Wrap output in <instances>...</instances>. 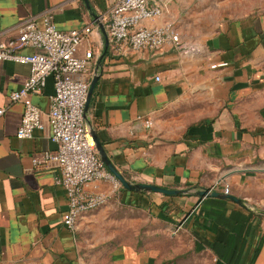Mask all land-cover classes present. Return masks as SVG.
I'll return each mask as SVG.
<instances>
[{
	"label": "crops",
	"instance_id": "0c3cea01",
	"mask_svg": "<svg viewBox=\"0 0 264 264\" xmlns=\"http://www.w3.org/2000/svg\"><path fill=\"white\" fill-rule=\"evenodd\" d=\"M114 1L0 0V38L16 36L28 18L42 27L46 14L62 30L89 25L78 54L92 50L97 78L84 119L124 177L168 188L227 187L264 210V0H163L162 13L144 23H170L193 47L186 52L169 43L118 49L100 19ZM226 1L232 9L224 10ZM241 4L250 7L235 8ZM28 74L27 63L0 60V264H264V213L226 196L121 183L112 191L109 181L95 180L83 189L112 191L108 201L67 228L59 169L31 161L55 149L49 125L16 135L24 103L9 93ZM52 92L49 75L28 99L46 112ZM117 211L128 213L119 218L130 234L95 241L105 243V259L83 251L80 231ZM139 214L149 221L141 234Z\"/></svg>",
	"mask_w": 264,
	"mask_h": 264
},
{
	"label": "built area",
	"instance_id": "2783aa9c",
	"mask_svg": "<svg viewBox=\"0 0 264 264\" xmlns=\"http://www.w3.org/2000/svg\"><path fill=\"white\" fill-rule=\"evenodd\" d=\"M162 11L163 0H115L100 19L108 38L118 49L156 50L169 43L182 52L191 50L193 47L180 40L170 23H144ZM91 29L88 25L62 30L51 15L46 14L42 27L37 26L34 18H28L18 27L16 36L0 38V60L29 65L28 77L21 88L9 93L12 102L24 103L16 135L30 137L34 128H42L45 122L49 125L50 138L56 147L33 155L31 161L34 167L59 169L56 181L64 187L68 200L63 223L71 230L77 228L83 214L105 204L120 184L101 160L84 119V105L94 74L90 68L93 53L88 49L79 55L78 46ZM25 46L33 50L21 52ZM49 75L53 79V92L49 96L48 110L43 112L28 95L40 92ZM3 112L4 107H0V115ZM144 123L148 126L150 120ZM95 180L109 181L112 191L87 192L83 189L85 183ZM227 191L225 187L224 192Z\"/></svg>",
	"mask_w": 264,
	"mask_h": 264
},
{
	"label": "water",
	"instance_id": "95a60500",
	"mask_svg": "<svg viewBox=\"0 0 264 264\" xmlns=\"http://www.w3.org/2000/svg\"><path fill=\"white\" fill-rule=\"evenodd\" d=\"M96 78H97L96 76H93L91 81H90L88 92H87V97H86V101H85V105H84V111L88 107L89 97H90V94L92 92ZM89 131H90V135L93 139L94 145H95V147L99 153V156H100L101 160L103 161L104 165L107 167V169L109 171L112 172V174L118 179V181L121 183V185L124 188L130 189V190H148V191L152 190V191H158V192H161L164 194H178V193L193 192L199 196H206V195L226 196V197L230 198L231 200L241 204L242 206H244V207H246L252 211L264 213L263 209H260V208L254 207V206H249L239 196H236V195L231 194V193L220 192L218 190H211L210 188H207V187L197 188L194 190H192L190 188H168V187H165V186H162L159 184H154V183H149V182H136V181H131L129 179H126L124 177V175L114 166V164L108 158L106 151L102 147V144L99 141L98 137L96 136L94 130L90 129Z\"/></svg>",
	"mask_w": 264,
	"mask_h": 264
},
{
	"label": "rangeland",
	"instance_id": "374dc122",
	"mask_svg": "<svg viewBox=\"0 0 264 264\" xmlns=\"http://www.w3.org/2000/svg\"><path fill=\"white\" fill-rule=\"evenodd\" d=\"M222 7L224 10H228V8L232 9V5H229L228 2L226 1ZM259 5H257L258 7ZM250 6L247 4L244 6V4L241 5H235L236 9H243V8H249ZM104 205V204H103ZM102 206V205H101ZM101 206L93 209L90 211V213L94 212L96 209L100 208ZM89 213V212H88ZM89 213V214H90ZM88 215V214H87ZM125 216L128 215L126 212H122L121 214L119 211L117 212H112L109 213L105 216V218L101 219L100 221H96V225L93 226V228H88V225L84 227L83 230L80 231L81 235V243L83 246V251H86L88 249H93L91 250L92 253L101 251L103 253V259H105L106 255L105 252L103 251V248L106 247L105 243H100V244H95V241L97 240H105L104 242H108L107 238H113L117 235L122 236L126 235V233L129 235L130 234V228L131 225L127 224L126 222L122 221L120 222L119 216ZM138 216L139 219V230L140 234L142 233L143 229L145 228L147 220L145 219V216L142 214H139ZM109 216V217H108ZM88 221V220H87ZM102 262H105L101 260Z\"/></svg>",
	"mask_w": 264,
	"mask_h": 264
}]
</instances>
